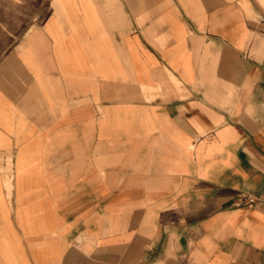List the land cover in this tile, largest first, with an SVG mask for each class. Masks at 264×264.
<instances>
[{
    "label": "crops",
    "instance_id": "0c3cea01",
    "mask_svg": "<svg viewBox=\"0 0 264 264\" xmlns=\"http://www.w3.org/2000/svg\"><path fill=\"white\" fill-rule=\"evenodd\" d=\"M0 264H264V0H0Z\"/></svg>",
    "mask_w": 264,
    "mask_h": 264
},
{
    "label": "built area",
    "instance_id": "2783aa9c",
    "mask_svg": "<svg viewBox=\"0 0 264 264\" xmlns=\"http://www.w3.org/2000/svg\"><path fill=\"white\" fill-rule=\"evenodd\" d=\"M243 201H244V204L247 206V207H250L252 206L254 203H255V198L254 197H243Z\"/></svg>",
    "mask_w": 264,
    "mask_h": 264
}]
</instances>
